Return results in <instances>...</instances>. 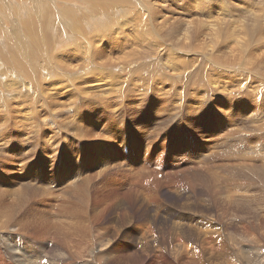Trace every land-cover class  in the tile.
I'll list each match as a JSON object with an SVG mask.
<instances>
[{
	"label": "rangeland",
	"instance_id": "obj_1",
	"mask_svg": "<svg viewBox=\"0 0 264 264\" xmlns=\"http://www.w3.org/2000/svg\"><path fill=\"white\" fill-rule=\"evenodd\" d=\"M17 1L14 0L15 3L13 0L0 1V77H3L0 78V91H2L0 92V150L1 148L5 149L0 151V194L6 193L11 203L12 199L17 196L13 190L17 187L23 189L28 186L34 188L36 193L31 199L33 204L29 202L28 205H38L37 209L46 212L50 208L56 211L58 208L54 206L64 203V205H70V202H76L77 199L64 196L67 191V195L70 193L71 186L68 184L58 186L49 181L57 179L54 174H56L58 166H60L61 173L66 169L64 166H72L74 169V165H79L84 168V171L86 170V174L82 176L84 179L80 181L89 179V183L78 196L86 198L85 205L95 202L105 205L108 210L107 215L102 218V221L106 219L103 221L104 224L98 225L96 228L94 226L88 236L108 232L111 240L115 238L113 243L119 239L120 244L129 245L127 252L119 251V254H116L114 251V255L108 263L259 264L260 260L262 261L260 264H264V252L259 251L262 254L258 256L259 252L256 253L252 250L253 252L250 251V253L247 250L248 254L243 255L239 250L240 245H246L245 241L250 244L258 242V244L252 245L253 248L257 245L264 248V244H262L264 243V209H262L264 199L262 200L263 197L260 194L263 195L264 192V0H150L152 2L144 0V3L143 0H131L132 2L130 0H57L56 2L55 0H41L42 3L40 0ZM11 2L12 4H10ZM154 2L158 5H153ZM16 3H21L25 7ZM64 4L68 8L70 7V10ZM145 4L151 9H153L152 6H156L154 9L158 10L154 18L156 19L153 23L155 25L151 24L153 20L149 21L152 17H146V19L142 17L143 9H136L137 6L141 7ZM103 7L106 8L103 9ZM113 8L118 13L114 12ZM109 10L112 11L109 12ZM7 12L9 13L7 14ZM72 12L75 18L71 16ZM119 12L124 15L122 16ZM250 12L251 15L248 14ZM160 16L167 17V19L160 18ZM114 18L116 21L118 20L116 28ZM119 18L122 19L119 21ZM136 18L144 20L138 22ZM85 19L86 23H84ZM215 19H226V23L219 29L221 36L218 38L212 35L209 24L205 23V21H215ZM71 21L74 23L72 24ZM163 22H165L164 26ZM204 23L206 28L203 27ZM120 25L122 26L120 27ZM12 27L17 28L14 29L15 33L10 32ZM19 27L20 30H18ZM144 27L151 33L149 36L145 33L143 35L151 38L148 43H152L155 39L158 52L152 49V45L144 42L142 38ZM77 30L78 33L75 32ZM194 30L197 31V34L191 35L190 33L193 34ZM92 32L97 34L94 35ZM226 33L228 34L226 35ZM12 34L13 36L19 34V38L16 35L13 37ZM76 34H79L78 37H81L82 40ZM31 35L35 38L29 37ZM185 37L188 40L184 41ZM203 42L205 46L200 45ZM82 43L86 44L85 47ZM77 44L79 45L77 46ZM144 44L146 46H143ZM96 48L97 52H93L92 55L96 57V60L92 57L93 61L101 66L110 65L111 71H107L108 67L106 69L101 66L99 69L95 67L94 70L85 73L82 81L69 82V79H73L70 74L64 70L63 76V71H60L63 67L58 68L52 63V53L55 51L57 54L76 52V56L73 58L59 57L60 60L67 63H76L79 61V53L85 49L94 51ZM245 48H247V54L243 56L236 54V50ZM104 53L105 56H103ZM128 55L129 57H127ZM156 57L157 59H155ZM41 58L44 62L50 60L53 65L47 66V70H44L43 65L41 66L43 61ZM115 59L117 60L115 61ZM101 60L102 62L99 64ZM49 64L50 62H48ZM51 66L53 67L51 68ZM5 70L7 71L5 72ZM54 70L56 71L54 72ZM40 77H43V80L39 79ZM6 85H11L12 88L7 89ZM81 86L85 92L93 95H77L76 100L67 106V101L72 94H81ZM3 92L7 93H5L6 96L3 95ZM8 92L10 93L8 94ZM36 92L41 95H34ZM26 93L29 97L33 96L32 100L19 104L18 101L21 98L23 101ZM44 99L47 100L49 107L51 103L52 106L56 105V101H59V105H64L58 106L60 109L52 111L54 114H60L58 117L66 121L70 125V129L63 127L55 115L44 110ZM88 104L95 105L89 106V108L95 109V113H91V115L88 113L89 109L83 106ZM61 108H65L63 113ZM79 109L80 116L84 115L81 116L82 119L85 116L87 119L91 117V124L87 125L85 129L92 132L91 134L86 132L87 135L84 137L76 133L80 128ZM195 110H199L204 117L199 111L196 113ZM116 111L119 115L116 114ZM175 112L176 114H174ZM185 113H187V117H185ZM189 114L192 117H189ZM188 118L193 119V123L196 119L200 120V123L197 122L199 129H196V125H191L193 124L192 120H188ZM80 131L85 132V130ZM230 132L235 134L225 138L224 136ZM237 132L241 134L238 135ZM5 139L6 141H3ZM7 143H10L11 146ZM123 143L132 148L135 147L136 150H132L133 153L135 152L134 154L139 153L143 156L149 150L151 154L163 157V162L159 165L148 164L143 169L148 178L138 190L139 194L135 190L137 189L136 182L131 176L134 171L121 162L118 156H116L117 161L119 160L118 164L105 167H102L104 166L102 164L98 169L93 167L94 158L96 159L99 154L104 156L111 150L115 151L112 145H116L115 152L120 154ZM203 146H206L207 149ZM69 148H73L78 157L73 156L74 159H72ZM54 151L56 152L54 153ZM190 153L194 154L193 157L197 161L209 162V166L201 168L202 164L195 167L188 165V163L196 161L194 158L188 160ZM27 156L30 157L29 160L25 158ZM26 163L29 165L28 169ZM212 166L211 170L213 171L210 173L208 171L211 170L208 168ZM167 167L171 169L167 170ZM156 169L161 171L157 174V179L154 175V177L152 176V172ZM25 170H28L27 173ZM22 171L24 172L22 173ZM239 172L242 177L239 176ZM36 173L41 178L37 174L38 178L35 179L36 175L34 174ZM132 181L134 182L132 183ZM43 182L45 186L52 185L54 189L38 188V186L44 185ZM26 183L29 184L25 185ZM12 186L15 187L12 188ZM254 186L255 188H253ZM235 187L239 192L234 189ZM141 189L144 190L141 192ZM242 190H246V192ZM60 192L63 197H58ZM227 194L231 201L229 205L233 207L228 208L226 216H223L217 205H226L223 202L224 196ZM201 197L203 200L207 198L209 202L205 200V203L212 205L211 214L202 219L197 218L193 227L182 226V218L187 214V207L184 205H187L189 200L199 201ZM0 202L5 203L6 199L1 200L0 198ZM24 214L25 212L19 211L22 220L20 228H11L13 230L8 235L11 244L13 238L22 242L21 247L16 248L19 251L14 248V253L9 251L14 261L22 264L30 262L32 264H48L49 259L56 256L55 251L65 252L64 249H60L57 242L56 244L54 240L46 238L40 228L38 231L36 223H29L31 218L27 214L28 218H26ZM219 214L224 218H221ZM239 216H243V220L241 217L239 219ZM241 221L248 225L247 233H249L247 235L242 230ZM220 225L222 226L219 227L221 233H217L216 226ZM11 226H13L12 223ZM25 227L30 231L28 237L24 236L22 232L14 231L18 229L22 231ZM225 229L228 232H225ZM208 231L211 232L208 233ZM0 234V264H17L2 257V255L7 256L8 250L3 239V232ZM215 234L216 236L213 237ZM239 239L243 241L241 242ZM37 255L43 259L35 260ZM82 261L86 264L89 263L87 259L83 258L80 261L73 260L71 264H80L83 263ZM63 263L70 264V262L62 261L59 264Z\"/></svg>",
	"mask_w": 264,
	"mask_h": 264
},
{
	"label": "bare ground",
	"instance_id": "obj_2",
	"mask_svg": "<svg viewBox=\"0 0 264 264\" xmlns=\"http://www.w3.org/2000/svg\"><path fill=\"white\" fill-rule=\"evenodd\" d=\"M1 1V0H0ZM18 1H20V0H18ZM17 1V2H18ZM57 0H55V2H56ZM114 1V0H113ZM117 1V0H116ZM119 1V0H118ZM131 1V0H130ZM261 1V0H260ZM6 2V1H5ZM10 2V1H9ZM22 2V1H21ZM40 2H41V0H40ZM53 2V1H52ZM132 2V1H131ZM149 2H152V1H150L149 0ZM8 3V2H7ZM13 3H15L14 2V0H13ZM27 3H28V1H27ZM35 3H36V1H35ZM39 3V2H38ZM42 3V2H41ZM58 3H59V1H58ZM64 3V2H63ZM62 3V4H63ZM67 3V2H66ZM65 3V4H66ZM106 3V2H105ZM110 3V2H109ZM120 3V2H119ZM143 3H144V0H143ZM146 3V2H145ZM3 4V3H2ZM10 4H12V2L10 3ZM17 5H20L19 3H16ZM64 4V5H65ZM69 4H70V2H69ZM72 4H73V2H72ZM90 4V3H89ZM136 4V3H135ZM134 4V5H135ZM137 4H139L138 2H137ZM157 3H153V5H156ZM23 4H21V6H22ZM92 5V4H91ZM91 5H90V7H91ZM105 5V4H104ZM120 5V4H119ZM126 5V4H125ZM158 5V4H157ZM38 6H39V4H38ZM46 6V5H45ZM70 6V5H69ZM87 6V5H86ZM129 6V5H128ZM127 6V7H128ZM152 6V5H151ZM23 7H25L24 5H23ZM37 7V6H36ZM40 7V6H39ZM42 7V6H41ZM65 7H67V5H65ZM74 7V6H73ZM72 7V8H73ZM89 7V6H88ZM156 7V6H155ZM155 7H153L152 6V8L153 9H151L150 8V6L148 7L146 4L145 5H143V6H137V8L136 9H138V8H140V9H143V12L144 13H142V17L143 18H145L146 19V17H148V18H151L152 17V19L151 20H149V21H152L153 20V22L151 23V24H153L154 23V20H156V19H154L155 17H156V12H158V10H156V9H154ZM68 8V7H67ZM70 8V7H69ZM68 8V9H69ZM104 8H106V7H103V9ZM119 8V7H118ZM262 8V7H261ZM46 9V8H45ZM59 9V8H58ZM92 9V8H91ZM112 9V8H111ZM116 9H117V7H116ZM123 9V7L121 8V10ZM263 9V8H262ZM60 10V9H59ZM63 10V9H62ZM70 10V9H69ZM257 10V9H256ZM2 11V10H1ZM12 11V10H11ZM19 11V10H18ZM23 11V10H22ZM76 11V10H75ZM82 11V10H81ZM107 11V10H106ZM110 11H112V10H109V12ZM113 11L115 12V11H117V10H114V8H113ZM261 11H263V10H261ZM14 12H16V11H14ZM13 12V13H14ZM60 12H61V10H60ZM66 12H67V9H66ZM66 12H64V13H66ZM71 12V11H70ZM124 12V11H123ZM132 12V11H131ZM138 12V11H137ZM258 12V11H257ZM9 12H7V14H8ZM117 13H118V11H117ZM116 13V14H117ZM129 13V12H128ZM3 14V13H2ZM18 14H19V12H18ZM17 14V15H18ZM53 14V13H52ZM70 14V13H69ZM72 15V17L73 18H75L74 16H73V12L71 13ZM119 14H121L122 15V12L120 13L119 12ZM132 14V13H131ZM248 14H250L251 15V12L250 13H248ZM257 14H259V13H257ZM11 15V14H10ZM16 15V14H15ZM78 15V14H77ZM76 15V16H77ZM114 14H112V16H113ZM121 15H119L120 17H121ZM124 15V14H123ZM122 15V16H123ZM146 15V16H145ZM232 15V14H231ZM7 16V15H6ZM9 16V15H8ZM54 16V15H53ZM53 16H51V17H53ZM118 16V17H119ZM1 17V16H0ZM110 17V16H109ZM114 17V16H113ZM71 18V17H70ZM72 18V19H73ZM78 18V16L76 17V19ZM111 18V17H110ZM141 19V20H138L137 18V20H138V22H140V21H142V20H144V19ZM160 18H166L167 19V17H162V16H160ZM9 19V18H8ZM59 19V18H58ZM89 19V18H88ZM107 19V18H106ZM115 19V18H114ZM118 19V18H117ZM122 18H119V21L121 20ZM127 19V18H126ZM234 19V18H233ZM18 20V19H17ZM56 20V19H55ZM97 20V19H96ZM125 20V19H124ZM148 20V19H147ZM175 20V19H174ZM243 20V19H242ZM241 20V21H242ZM11 21V20H10ZM13 21V20H12ZM80 21V20H79ZM78 21V22H79ZM86 21V19L84 20V23H86L85 22ZM94 21V20H93ZM114 21V20H113ZM118 21V20H117ZM117 21H116V19H115V21H114V23L116 24V25H114L115 26V28H116V26H118L117 25ZM146 21V20H145ZM226 19H215V21L213 20H211V21H205V23L206 24H209V26H210V31H211V33H212V35L215 37V38H218L219 36H221L220 35V32H219V29H220V27L223 25V24H225L226 22ZM3 22V21H2ZM58 22V21H57ZM56 22V23H57ZM72 22V21H71ZM89 22V21H88ZM95 22V21H94ZM122 22V21H121ZM156 22V21H155ZM193 22V21H192ZM74 22H72V24H73ZM76 23V22H75ZM111 23H112V21H111ZM123 23V22H122ZM126 23V22H125ZM147 23H149V22H147ZM176 23V22H175ZM204 23V25H203V27L204 28H206V24ZM13 24V23H12ZM80 24H81V22H80ZM83 24V23H82ZM88 24V23H87ZM109 24V21H108V23H107V25ZM120 24V23H119ZM146 24V23H145ZM145 24H144V26H145ZM240 24H241V22H240ZM52 25V24H51ZM84 25V24H83ZM89 25V24H88ZM87 25V26H88ZM106 25V24H105ZM106 25V26H107ZM125 25V24H124ZM150 25V24H149ZM153 25H155V24H153ZM162 25L164 26L165 25V22H163L162 23ZM238 25H239V22H238ZM3 26H4V24H3ZM11 26V25H10ZM43 26V25H42ZM78 26V25H77ZM122 25H120V27H121ZM147 26V25H146ZM160 26V25H159ZM14 27V26H13ZM12 27V28H13ZM31 27V26H30ZM34 26H32V28H33ZM46 27V26H45ZM74 27V26H73ZM96 27V26H95ZM119 27V28H120ZM148 27V26H147ZM9 28V27H8ZM12 28H11V30H12ZM31 28V29H32ZM77 29H78V27H76ZM81 28H83L84 29V27H81ZM94 28V27H93ZM151 28V27H150ZM14 29L16 30L17 28L15 27V28H13V31H11L10 30V32H14ZM34 29V28H33ZM44 29V28H43ZM47 29V28H46ZM52 29V28H51ZM74 29V28H73ZM106 29V28H105ZM105 29H104V31H105ZM122 29V28H121ZM257 29V28H256ZM9 30V29H8ZM18 30H20V27H19V29ZM39 30V29H38ZM45 30V29H44ZM57 30V29H56ZM62 30V29H61ZM78 30H80V29H78ZM75 31V32H79V31ZM88 30H89V27H88ZM94 29H92V31H93ZM101 30L103 31V29L101 28ZM109 30V29H108ZM108 30H106L107 31V33H108ZM235 30V29H234ZM26 31V30H25ZM86 32H87V30H85ZM95 31V30H94ZM99 31V30H98ZM9 32V31H8ZM9 32V33H10ZM16 32V31H15ZM14 32V33H15ZM18 32V31H17ZM28 32V31H27ZM38 32V31H37ZM64 32V31H63ZM62 32V33H63ZM67 32V31H66ZM70 32V31H69ZM238 32V31H237ZM240 32V31H239ZM13 33V34H14ZM30 33V32H29ZM29 33H27V34H29ZM93 33V32H92ZM91 33V34H92ZM106 33V32H105ZM141 33V32H140ZM146 34L147 36H149V33H151L150 31H149V29L147 30L146 29V27H144V29H143V31H142V38H143V40H144V42H147L146 44H148V45H152L151 47H152V49L155 51V52H158V49L156 48V44L157 43H155L154 42V40H153V42L152 43H148V41H149V39H151V38H149V37H147V36H145V35H143V34ZM154 33V32H153ZM156 33V32H155ZM11 34V33H10ZM13 34H12V36H13ZM17 34V33H16ZM15 34V35H16ZM20 34V33H19ZM18 34V35H19ZM24 34V33H23ZM23 34H22V37H23ZM40 34V33H39ZM73 34V33H72ZM86 34V33H85ZM84 34V35H85ZM88 34H89V32H88ZM94 34V33H93ZM92 34V35H93ZM97 34V33H96ZM96 34H94V35H96ZM157 34V33H156ZM191 35H196L197 34V31L196 30H194L193 31V34L192 33H190ZM228 33H226V35H227ZM240 34V33H239ZM14 35V36H15ZM18 35H16L17 37H18ZM25 35V34H24ZM62 35V34H61ZM75 35V34H74ZM77 35V37H78V35L79 34H76ZM99 35H100V33H99ZM101 35H102V33H101ZM151 35V34H150ZM154 35V34H153ZM225 35V36H226ZM261 35V34H260ZM3 36V35H2ZM13 36V37H14ZM60 36V35H59ZM68 37H69V35H67ZM73 36V35H72ZM87 36V35H86ZM85 36V37H86ZM110 36V35H109ZM184 36V35H183ZM16 37V38H17ZM25 37V36H24ZM29 37H34L35 38V36H29ZM51 37H52V35H51ZM89 37V36H88ZM150 37H152V36H150ZM2 38V37H1ZM19 38V37H18ZM43 38V37H42ZM41 38V39H42ZM52 38H54V37H52ZM51 38V39H52ZM79 38V37H78ZM90 38H91V36H90ZM94 38V37H93ZM96 38V37H95ZM97 38H99V37H97ZM141 38V39H142ZM195 38V37H194ZM6 39V38H5ZM20 39H21V37H20ZM19 39V40H20ZM29 39V38H28ZM32 38H30L29 40H31ZM44 39V38H43ZM58 39H59V37H58ZM61 39V38H60ZM62 39H64V38H62ZM61 39V40H62ZM75 39V38H74ZM80 40H82L81 39V37L79 38ZM87 39V38H86ZM100 39V38H99ZM105 39V38H104ZM181 39V38H180ZM25 40V39H24ZM23 40V41H24ZM45 40V39H44ZM78 40V39H77ZM76 40V41H77ZM186 40H188V38L187 37H185L184 38V41H186ZM27 41V40H26ZM26 41H24V42H26ZM79 41V40H78ZM97 41V40H96ZM176 41V40H175ZM241 41V40H240ZM17 42V41H16ZM20 42V41H19ZM66 43H67V41H65ZM84 42V41H83ZM87 42V41H86ZM89 42V41H88ZM94 42V41H93ZM99 42V41H98ZM261 42V41H260ZM6 43V42H5ZM5 43H4V45H5ZM44 43V42H43ZM47 43V42H46ZM57 43H58V41H57ZM57 43H55V44H57ZM73 43V42H72ZM18 44V43H17ZM68 44V43H67ZM75 44V43H74ZM83 44V47H85L84 45H86V44H84V43H82ZM8 45V44H7ZM11 45V44H10ZM25 45V44H24ZM54 45V44H53ZM69 45V44H68ZM73 45V44H72ZM79 44H77V46H78ZM90 45V44H89ZM95 45V44H94ZM97 45V44H96ZM200 45H202V46H205V43L203 42V43H201ZM261 46L263 45V44H260ZM6 46V45H5ZM19 46V45H18ZM59 46V45H58ZM81 46V45H80ZM98 46V45H97ZM143 46H146L145 44L143 45ZM22 47V46H21ZM64 47V46H63ZM72 47H74V46H72ZM93 47V46H92ZM100 47V46H99ZM150 47V48H151ZM3 48H5V47H3ZM102 48V47H101ZM179 48V47H178ZM10 49H11V47H10ZM89 49H91L90 47H89ZM176 49V48H175ZM6 50V49H5ZM52 50V49H51ZM56 50V49H55ZM65 50H66V48H65ZM93 50V49H92ZM99 50V49H98ZM246 50H247V48H245V49H240V50H236V54L237 55H241V56H243V55H245V54H247L246 53ZM4 51V50H3ZM54 51V50H53ZM61 51H62V49H61ZM60 51V52H61ZM70 51V50H69ZM81 51V50H80ZM152 51V50H151ZM169 51V50H168ZM179 51V50H178ZM24 52V51H23ZM59 52V53H60ZM93 52L94 53H96L97 52V48L94 50V51H89V50H84L82 53H79L80 55H79V61L78 62H76V63H67V62H65V61H62V60H60L59 59V57H64V58H66V57H75L76 56V52L75 53H71V54H69V52H68V54H57L56 53V51H55V53L53 52L52 53V57H53V62L52 63H54L55 65H56V67H58V68H61V67H63V68H61L60 69V71H63V76H64V73H65V71L67 72V74L69 73L70 74V76H71V78H73V79H69L68 81L69 82H73V81H75V82H77V81H82V78L83 77H85V73L87 72V71H91V70H94L95 69V67L97 68V69H99V66H101V65H98V64H96L94 61H93V58L92 57H94L95 58V60H96V57L95 56H92L93 55ZM99 52V51H98ZM136 52V51H135ZM172 52V51H171ZM188 52V51H187ZM235 52V51H234ZM7 53V52H6ZM134 53V52H133ZM138 53V52H137ZM140 53V52H139ZM146 53V52H145ZM14 54V53H13ZM16 54V53H15ZM232 54V53H231ZM96 55V54H95ZM235 55V54H234ZM19 56V55H18ZM42 56V55H41ZM103 56H105V53L103 54ZM102 56V57H103ZM156 56V55H155ZM154 56V57H155ZM204 56V55H203ZM3 57V56H2ZM47 57V56H46ZM126 57V56H125ZM127 57H129V55L127 56ZM194 57V56H193ZM233 57V56H232ZM23 58V57H22ZM39 58H40V56H39ZM104 58V57H103ZM42 59V58H41ZM105 59V58H104ZM103 59V60H104ZM128 59V58H127ZM133 59V58H132ZM155 59H157V57L155 58ZM159 59V58H158ZM197 59V58H196ZM43 60V59H42ZM47 60V59H46ZM97 60H99V59H97ZM117 59H115V61H116ZM119 60V59H118ZM125 60V59H124ZM193 60V59H192ZM195 60V59H194ZM16 62V61H15ZM48 62H50V64L48 65ZM97 62V61H96ZM100 62H102V60L101 61H99V64H100ZM127 62H128V60H127ZM119 63H121V62H119ZM159 63V62H158ZM224 63V62H223ZM123 64H126V63H123ZM5 65V64H4ZM43 65V69L44 70H47V66L49 67L50 65H53V64H51V61L49 60V61H45L44 62V60L42 61V63H41V66ZM201 65V64H200ZM231 65H232V63H231ZM127 66H129V65H127ZM130 66H132V65H130ZM158 66V65H157ZM252 66V65H251ZM254 66V65H253ZM2 67V66H1ZM15 67V66H14ZM32 67V66H31ZM53 66H51V68H52ZM55 67V66H54ZM101 67H105V69L108 67V70L107 71H111V69H110V65H104V66H101ZM160 68V67H159ZM246 68V67H245ZM248 68V67H247ZM6 69V68H5ZM55 69V68H54ZM250 69V68H249ZM4 70V69H3ZM52 70V69H51ZM58 71H59V69H57ZM65 70V71H64ZM86 70V71H85ZM261 70V69H260ZM7 70H5V72H6ZM41 71V70H40ZM56 70H54V72H55ZM104 71V70H103ZM97 72V71H96ZM98 72H99V70H98ZM102 72V71H101ZM260 72V71H259ZM1 73H2V71H1ZM4 73V72H3ZM45 73V72H44ZM46 73H48V72H46ZM92 73H94V72H92ZM262 73V72H261ZM41 74H43V73H41ZM57 74H58V72H57ZM40 75V74H39ZM4 76V75H3ZM62 76V77H63ZM69 76V77H70ZM76 77V78H75ZM1 78V77H0ZM3 78V77H2ZM1 78V79H2ZM43 77H40L39 79H42ZM67 78V77H66ZM22 79V78H21ZM43 80V79H42ZM41 80V81H42ZM2 82V81H1ZM22 82V81H21ZM68 82V83H69ZM74 82V83H75ZM24 83H25V81H24ZM44 83V82H43ZM42 83V84H43ZM7 84V83H6ZM13 84V83H12ZM27 84V83H26ZM22 85V84H21ZM35 85V84H34ZM27 86V85H26ZM10 87H11V85H6L5 86V88H7V89H10ZM5 88H4V90H5ZM12 88V87H11ZM21 88V87H20ZM37 90V89H36ZM39 91V90H38ZM80 93L81 94H72L71 95V97H70V99L67 101V106H70L75 100H76V96L77 95H81V96H92L93 94H90L89 92H85L84 91V88H83V86H81L80 87ZM0 92H2V91H0ZM11 92V91H10ZM10 92H8V94L10 93ZM26 92V91H25ZM6 92H3V95H5L6 96V94H5ZM21 93H24V92H21ZM17 94V93H16ZM27 94L28 93H26V95H24V99H23V101H22V98L18 101L19 102V104H24V103H26V102H28V101H31L32 100V98H33V96L31 97H29V96H27ZM41 95V93H38V92H36L34 95ZM8 97V96H7ZM22 97V96H21ZM145 97V96H144ZM3 98V97H2ZM229 98H231V97H229ZM1 102V101H0ZM7 102V101H6ZM16 102V101H15ZM2 103H4V101L2 100ZM43 103H44V110L46 111V112H49V113H51V114H53V115H55L56 117H57V120H58V122L63 126V127H65V128H67V129H70L71 127H70V125L66 122V121H64L63 119H61V118H59L58 116L60 115V114H54L53 113V111L52 110H55V109H57L58 108V106H64V105H59V101H56V105H53L52 106V103H51V105H50V107H49V105H47V100H45L44 99V101H43ZM61 103V102H60ZM146 103H148V102H146ZM165 103H166V101H165ZM11 104V103H10ZM167 104V103H166ZM165 104V105H166ZM8 105V104H7ZM53 108H52V107ZM83 106H86V108H88L89 109V111H88V113L91 115V113H95V109L94 108H89V106H95V105H93V104H88V105H83ZM58 109H60V108H58ZM62 109V108H61ZM81 109V108H80ZM80 109H79V111H78V121H79V123H80V128L76 131V133L77 134H81V136L82 137H84V136H86L87 134H86V132H88V133H90L91 134V132L92 131H86V129H85V127L87 126V125H90L91 124V122H90V119H91V117H90V119H87V117L85 118H83L82 119V117L84 116V115H81L80 116V113H81V111H80ZM65 110V108L64 109H62L61 110V112L63 113V111ZM114 110H117V109H114ZM113 110V111H114ZM158 111H159V109H157ZM196 111V110H195ZM199 110H197L196 111V113L198 112ZM204 111V110H203ZM119 112V111H118ZM187 112V111H186ZM188 112H190V111H188ZM194 112V111H193ZM200 112V111H199ZM223 112V111H222ZM226 112V111H225ZM58 113V112H57ZM156 113H157V111H156ZM168 113V112H167ZM172 113V112H171ZM181 113V112H180ZM191 113V112H190ZM201 113V112H200ZM203 113H205V112H203ZM116 114L117 115H119L118 113H117V111H116ZM174 114H176V112L174 113ZM186 114V116L185 117H187V113H185ZM202 114V113H201ZM94 115V114H93ZM157 115V114H156ZM198 115H199V113H198ZM203 115V114H202ZM22 116H24V115H22ZM197 116V115H196ZM195 116V117H196ZM227 116V115H226ZM117 117H119V116H117ZM184 117V118H185ZM189 117H192V116H190V114H189ZM199 117V116H198ZM203 117H204V115H203ZM165 118V117H164ZM178 118V117H177ZM194 118V117H193ZM197 118V117H196ZM200 118V117H199ZM209 118V117H208ZM232 118V117H231ZM86 119V120H85ZM191 119V118H190ZM189 118H188V120H190ZM195 119V118H194ZM202 119V118H201ZM162 120V119H161ZM184 120V119H183ZM186 120V119H185ZM192 120V123H193V119H191ZM197 120V119H196ZM196 120H194V123L193 124H191V125H196V129L198 128L197 127V122L198 123H200V120L198 121H196ZM164 121V120H163ZM184 123H185V121H184ZM190 123H191V121H190ZM190 123H189V125H190ZM161 124V123H160ZM186 124V123H185ZM188 124V123H187ZM231 124V123H230ZM158 125V124H157ZM199 125V124H198ZM232 125V124H231ZM231 125H230V127H231ZM209 127V126H208ZM221 127V126H220ZM229 127V128H230ZM199 129V128H198ZM80 130H85V132H81ZM230 130V129H229ZM235 130V129H234ZM108 131V130H107ZM229 132V131H228ZM232 132V131H231ZM230 132V134H226L224 137L225 138H228V135H234V134H232ZM238 133V132H237ZM224 134H225V132H224ZM239 134H241V133H238V135ZM74 137H76V136H74ZM223 137V136H222ZM104 138V137H103ZM15 139V138H14ZM84 140H85V138H83ZM90 139V138H89ZM89 139L87 140V141H89ZM230 139V138H229ZM236 139V138H235ZM242 139V138H241ZM8 140V139H7ZM73 140V139H72ZM78 140V139H77ZM80 140H82L81 138H80ZM100 140V139H99ZM117 140V139H116ZM222 140V139H221ZM243 140V139H242ZM249 140V139H248ZM3 141H6V139L5 140H3ZM2 141V143H5V142H3ZM25 141V140H24ZM9 142V141H8ZM26 142V141H25ZM64 142H66V141H64ZM63 142V143H64ZM22 143V142H21ZM80 143H81V141H80ZM97 143V142H96ZM95 143V144H96ZM219 143V142H218ZM217 143V144H218ZM6 144V143H5ZM7 144H9V146H11L10 145V143H7ZM73 144H75V143H73ZM78 144V143H77ZM34 145V144H33ZM64 145H65V143H64ZM63 145V146H64ZM91 145V144H90ZM241 145V144H240ZM40 146V145H39ZM113 147H114V149H115V151H116V145H112ZM2 147H5V146H2ZM61 147V146H60ZM79 147V146H78ZM109 147H110V145H109ZM205 149H207V147L206 146H203ZM232 147V146H231ZM41 148V147H40ZM43 148V147H42ZM59 148V147H58ZM70 148H71V145H70ZM69 148V154H70V157L72 158V159H74L73 158V156L76 158V157H78V155L73 151V148L72 149H70ZM89 148V147H88ZM104 148V147H103ZM214 148V147H213ZM15 149V148H14ZM13 149V150H14ZM54 149H55V147H54ZM53 149V150H54ZM79 149V148H78ZM83 149V148H82ZM244 149V148H243ZM1 150H5L4 148L2 149L1 148ZM0 150V151H1ZM12 150V149H11ZM56 150H57V148H56ZM61 150V149H60ZM132 150H136V148L134 147V148H132V147H130V146H128L127 144H125V143H123V144H121V149H120V154H117L115 151H113V150H111V152H109V153H106L104 156H101L100 154H99V156H97V158L95 159L94 158V164H93V167H95V168H99L100 166H102V164L104 165V166H102V167H105V166H109V165H111V164H118V161H117V159H116V156H118L119 158H120V160H121V162H123L126 166H128L129 168H131L133 171H134V173L131 175L132 177H133V180L136 182V188L137 189H135L136 191H137V193H138V190L142 187V184L143 183H145L146 182V180H147V178H148V176H147V174H146V172H145V170H143V169H145V167L148 165V164H154V165H159L160 163H162L163 162V157H160V155H153V154H151L150 153V151L148 150L143 156L142 155H140L139 153H137V154H134L133 152H132ZM236 150V149H235ZM10 151V150H9ZM8 151V152H9ZM22 151V150H21ZM52 150H50V152H51ZM58 151V150H57ZM77 151H79V150H77ZM80 151H82V150H80ZM242 151V150H241ZM24 152V151H23ZM48 152V151H47ZM53 152V151H52ZM56 151H54V153H55ZM221 152H224V151H221ZM243 152V151H242ZM2 153H4V152H2ZM5 153H6V151H5ZM217 153H219V152H217ZM233 153V152H232ZM245 153V152H244ZM65 154V153H64ZM160 154V153H159ZM216 154V153H215ZM29 155V154H28ZM47 155V154H46ZM190 157L188 158V160L189 159H191V158H194L193 156H194V154L193 153H190V154H188ZM220 155V154H219ZM20 156V155H19ZM52 156V155H51ZM237 156H239V155H237ZM236 156V157H237ZM251 156V155H250ZM2 157V156H1ZM6 157V156H5ZM8 157V156H7ZM6 157V158H7ZM221 157V156H220ZM11 158V157H10ZM23 158V157H22ZM21 158V159H22ZM25 158H30V157H25ZM54 158V157H53ZM238 158V157H237ZM250 158V157H249ZM248 158V159H249ZM9 159V158H8ZM196 161L195 162H193V163H188V165L190 164V165H194V167L195 166H198V165H200V164H202L203 166L201 167V168H203V167H205V166H209V162H203V161H197V159L196 158H194ZM200 159H202V158H200ZM245 159V158H244ZM23 160V159H22ZM25 160V159H24ZM29 160V159H28ZM56 160V159H55ZM199 160V159H198ZM247 160V159H246ZM251 160V159H250ZM13 161V160H12ZM11 161V162H12ZM75 161V160H74ZM121 162H120V164H121ZM14 163V162H13ZM23 163H25V162H23ZM27 163H29V162H27ZM26 163V164H27ZM32 163V162H31ZM30 163V164H31ZM71 163H72V161H71ZM74 163V162H73ZM255 163V162H254ZM21 164H22V162H21ZM129 164H132L133 166H130ZM252 164V163H251ZM9 165H11V164H9ZM13 165V164H12ZM28 165V164H27ZM27 165H25L26 167H27ZM51 165V164H50ZM49 165V166H50ZM56 165V164H55ZM55 165H53V166H55ZM239 165V164H238ZM21 166V165H20ZM22 166H23V164H22ZM48 166V167H49ZM216 166V165H215ZM236 166V165H235ZM249 166V165H248ZM13 167V166H12ZM24 167V166H23ZM51 167V166H50ZM29 168V165H28V167H27V169ZM37 168V167H36ZM52 168V167H51ZM66 168V169H65ZM74 169H72V166H68V167H65L64 166V171L62 170V172L60 173V166H58L57 167V170H56V174H54V176H56L57 177V179L56 180H54V181H49V182H53L52 184H57L58 186H65L66 184H68L69 186H71L70 188V190H69V195H67L68 193V191L64 194V196L66 195V196H70L69 198H76L77 199V201L76 202H70V205H58V206H54V207H57L58 209L56 210V211H54V209H52V208H50L47 212L45 211V210H39V209H37V207H38V205H28L29 204V202H31V199H32V197L36 194L35 193V189L34 188H31V187H25V188H20V187H17V189L15 188L13 191H15V193H17V196L15 197V198H13L12 199V202L10 203L9 201H10V198L8 197V195L6 194V193H1L0 194V198H1V200L2 199H6V202L4 203V202H0V233H2L3 232V235H4V240H5V242H6V247H7V256H4V255H2V257L3 258H5V260H7V261H10L11 263H17V264H22L21 262H16V261H14V259H13V257L11 256V254H10V252L11 253H14L13 252V248L16 250V251H19V250H17L16 248H19V247H21V245H22V242H20V241H18V240H16L15 238H13V240H12V244L10 243V241H9V239H8V235L12 232V230H11V228H20V223H22V220H21V216L19 215V211H22V212H25V214L24 215H28L31 219V221L29 222V223H32V224H35L36 223V227H38V231H39V228L42 230L41 232H42V234L44 233L45 235H46V238H50V240H54L55 241V243L57 242L58 243V246L60 247V249L61 250H65V252L68 254H66L65 252H54L55 254H56V256L54 255L52 258H50L49 259V262H48V264H59L61 261L62 262H70V264L73 262V260H81V259H83V258H85V259H87V262H89V263H87V264H112V262L111 263H108V261L110 260V258L114 255V251L116 252V254H119V251H122V252H127L129 249H128V247H129V245H125V244H120V240L118 239V240H116V242H114L113 243V240L115 239H113V240H111V237H110V234L108 233V232H103V233H99V235H98V233H96V234H94V235H92V236H88L89 235V233L92 231V229H93V227L94 228H96L98 225H101V224H104V222L103 221H106V219H103V221H102V218H104L106 215H107V213H108V210H107V207L105 206V205H99L98 203H95V202H91V203H89L88 205H85L86 204V198L84 197V196H78L79 195V193H81L82 191H84V188H86V186L88 185V183H89V179H85V180H83V181H80V180H82V179H84L82 176L84 175V174H86V170L84 171V168L82 167V166H75L74 165V167H73ZM238 169H240L239 167H237ZM248 168H250V167H248ZM9 169V168H8ZM20 169V168H19ZM24 169H26V168H24ZM24 169H21V170H24ZM53 169V168H52ZM51 169V170H52ZM61 169H63L62 167H61ZM96 169V170H97ZM167 170H169V169H171L170 167L168 168H166ZM211 169H213V166L212 167H210V168H208V170H211ZM35 170V169H34ZM207 170V171H208ZM249 170H251V168L249 169ZM256 170H257V168H256ZM26 171V170H25ZM28 171V170H27ZM27 171L25 172V173H27ZM33 171V170H32ZM53 171V170H52ZM213 170H211V171H208V172H212ZM240 171V170H239ZM24 171H22V173H23ZM35 172H36V170H35ZM35 172H33V173H35ZM38 172V171H37ZM238 172V171H237ZM242 172V171H241ZM40 173V172H39ZM45 173V172H44ZM47 173V172H46ZM158 173H161V171L160 170H158V169H156V170H154L153 172H152V176L154 175L155 176V178L157 179V174ZM229 173V172H228ZM235 173V172H234ZM245 173V172H244ZM259 173V172H258ZM20 174H21V172H20ZM37 174L38 173H36V174H34V175H36V176H34V175H32V176H34V177H36L35 179H37L38 177H37ZM41 174V173H40ZM48 174V173H47ZM104 174V173H103ZM231 174H232V172H231ZM242 174V173H241ZM28 175V174H27ZM51 175V174H50ZM38 176H40L39 174H38ZM46 176V175H45ZM52 176H53V174H52ZM59 176V177H58ZM153 176V177H154ZM224 176V175H223ZM233 176V175H232ZM235 176V175H234ZM239 176H241L240 175V172H239ZM243 176H244V174H243ZM247 176H248V174H247ZM250 176V175H249ZM24 177V176H23ZM82 177V178H81ZM170 177V176H169ZM236 177H237V179H238V175L236 174ZM242 177V176H241ZM32 178V177H31ZM40 178H41V176H40ZM45 178V177H44ZM53 178H55V177H53ZM88 178V177H87ZM195 178H197V177H195ZM245 178V177H244ZM22 179V178H21ZM33 179V178H32ZM42 179H43V175H42ZM41 179V180H42ZM49 179V178H48ZM50 179H51V177H50ZM237 179H235V180H237ZM261 179V178H260ZM259 179V180H260ZM39 180V179H38ZM44 180H46V179H44ZM51 180H53V179H51ZM233 180H234V177H233ZM245 180V179H244ZM31 181V180H30ZM40 181V180H39ZM47 181V180H46ZM80 181V182H79ZM134 181H132V183L134 182ZM219 181H220V179H219ZM24 182V181H23ZM22 182V183H23ZM32 182H33V180H32ZM7 183V182H6ZM42 183V182H41ZM10 184H12V183H10ZM9 184V185H10ZM13 184H14V182H13ZM29 184V183H28ZM27 183L25 184V185H28ZM43 184H44V182H43ZM236 184H237V181H236ZM56 185V186H57ZM67 185V186H68ZM132 185V186H133ZM241 185V184H240ZM262 185V184H261ZM54 186V185H53ZM55 186V187H56ZM131 186V185H130ZM225 186V185H224ZM238 186H239V184H238ZM15 186H12V188H14ZM52 187V185L51 186H45V184L43 185V186H38V188H42V189H46V190H52V189H54L53 187ZM262 187V186H261ZM126 188H128V187H126ZM130 188H132V187H130ZM230 188H232V187H230ZM239 189H240V186L238 187ZM243 188V187H242ZM253 188H255V186L253 187ZM56 189V188H55ZM234 189H236V187L234 188ZM261 189H263V188H261ZM66 190V189H65ZM132 190V189H131ZM142 190H144V189H141V192H142ZM238 189H236V191H237ZM249 190V189H248ZM257 190H258V188H257ZM264 190V189H263ZM242 191H245L246 192V190H242ZM253 191V190H252ZM255 191V190H254ZM36 192H38V191H36ZM41 192H42V190H41ZM49 192V191H48ZM53 192V191H52ZM63 192V191H62ZM140 192V193H141ZM232 192H234V191H232ZM231 192V193H232ZM238 192H239V190H238ZM39 193V192H38ZM37 193V194H38ZM53 193H55V192H53ZM182 193V192H181ZM229 193H230V191H229ZM250 193V192H249ZM55 194H58V193H55ZM61 194V192L59 193V195ZM128 194V193H127ZM139 194V193H138ZM252 194V193H251ZM261 194V196L263 197L262 198V200L264 199V192H263V195H262V193H260ZM32 195V196H31ZM143 195V194H142ZM182 195V194H181ZM180 195V196H181ZM245 195H247V194H245ZM37 196V195H36ZM124 196H126V195H124ZM144 196V195H143ZM183 196V195H182ZM188 196V195H187ZM248 196H250V195H248ZM50 197V196H49ZM58 197H63L62 195H60V196H58ZM67 197V198H68ZM118 197H120V196H118ZM127 197V196H126ZM252 197V196H251ZM56 198V197H55ZM66 198V199H67ZM124 198V197H123ZM145 198H146V196H145ZM189 198V197H188ZM198 198V197H197ZM203 197H201L200 199H202ZM257 198V197H256ZM259 198H260V195H259ZM37 199V198H36ZM59 199V198H58ZM60 199H64V198H60ZM127 199V198H126ZM133 199H134V197H133ZM144 199V198H143ZM200 199H199V201H196V199H194V200H189V202H188V204L187 205H184V206H186L187 207V214L185 215V216H183V218H182V220H183V223L181 224L182 226H185V227H193V225H195L196 224V219L197 218H205L206 216L208 217L210 214H211V206L212 205H210V204H206L205 203V200H207V198L205 199V200H201V202H200ZM251 199V198H250ZM249 199V200H250ZM112 200V199H111ZM149 200V199H148ZM151 200V199H150ZM259 200H261V199H259ZM33 201V200H32ZM59 201V200H58ZM66 201H68V200H66ZM69 201H70V199H69ZM73 201V200H72ZM104 201V200H103ZM125 201V200H124ZM208 201V200H207ZM206 201V202H207ZM255 201H256V199H255ZM36 202H37V200H36ZM43 202V201H42ZM109 202H110V200H109ZM209 202V201H208ZM252 202V201H251ZM261 202V201H260ZM260 202H258V204H260ZM263 202V201H262ZM261 202V203H262ZM32 203V202H31ZM105 203V202H104ZM224 204H226V205H217V207L222 211L221 212V214H223V216H226V214H227V210H228V208H232L233 206L232 205H229V204H231V201H230V196L227 194V196H224V202H223ZM243 203V202H242ZM264 203V202H263ZM33 204V203H32ZM44 204V203H43ZM57 204H58V202H57ZM106 204V203H105ZM248 204V203H247ZM54 205H55V203H54ZM262 205V204H261ZM264 205V204H263ZM37 206V207H36ZM119 206V205H118ZM121 206V205H120ZM192 207H193V209H192ZM264 207V206H263ZM262 207V209H264ZM115 208H116V206H115ZM118 208V207H117ZM127 208V207H126ZM241 208V207H240ZM253 208V207H252ZM261 208V207H260ZM111 209V208H110ZM122 209V208H121ZM243 209V208H242ZM115 210H117V209H115ZM238 210H241V209H238ZM127 211V210H126ZM264 211V210H263ZM110 212V211H109ZM244 212H245V210H244ZM243 212V213H244ZM252 212H253V210H252ZM259 212V211H258ZM257 212V213H258ZM127 213V212H126ZM181 213V212H180ZM229 213V212H228ZM231 213H232V210H231ZM248 213V212H247ZM119 214V213H118ZM254 214V213H253ZM27 215H26V218H28L27 217ZM231 215V214H230ZM240 215V214H239ZM260 215H261V213H260ZM262 215H263V213H262ZM121 216V215H120ZM219 216H221V218H224V217H222V215H220L219 214ZM233 216V215H232ZM259 216V215H258ZM237 217H238V214H237ZM240 217L242 218V220H243V216H239V219H240ZM264 217V216H263ZM26 218H24V220L26 219ZM259 218V217H258ZM23 219V218H22ZM200 219V220H201ZM217 219V218H216ZM250 219V218H249ZM27 220V219H26ZM29 220V219H28ZM109 220V219H108ZM199 220V219H198ZM212 220V219H211ZM101 221V223H99ZM202 221H204V220H202ZM222 221V220H221ZM229 221V220H228ZM261 221V220H260ZM263 221V220H262ZM26 222V221H25ZM108 222V221H107ZM179 222V221H178ZM242 222V221H241ZM11 223H12V225L13 226H11ZM15 223V224H14ZM106 223V222H105ZM198 223H199V221H198ZM209 223V222H208ZM213 223V222H212ZM218 223V222H217ZM221 223V222H220ZM263 223V222H262ZM203 224H205V223H203ZM214 224V223H213ZM223 224V223H222ZM180 225V224H179ZM211 225V224H210ZM215 225V224H214ZM218 225V224H217ZM224 225V224H223ZM237 225V224H236ZM257 225V224H256ZM259 225V224H258ZM26 226V225H25ZM28 226V225H27ZM33 226V225H32ZM40 226V227H39ZM198 226V225H197ZM202 226V225H201ZM206 226V225H205ZM209 226V225H208ZM207 226V227H208ZM247 224H244L243 222H242V224H241V227H242V230L243 231H245L246 232V235L249 233H247ZM263 226V225H262ZM181 227V226H180ZM211 228H212V226H210ZM214 227V226H213ZM219 227H222L221 225L220 226H216V232L217 233H221L220 232V230H221V228H219ZM236 227V226H235ZM254 227V226H253ZM226 228H227V226H226ZM260 228H263V227H260ZM208 229V228H207ZM206 229V230H207ZM210 229V228H209ZM208 229V230H209ZM215 229V228H214ZM258 229H259V227H258ZM204 230V229H203ZM212 230V229H211ZM15 232H22L23 233V235L24 236H26V237H28V232H30V231H28L27 229H26V227L21 231V229H18V230H14ZM227 230L225 229V232H226ZM248 231H249V229H248ZM209 232H211V231H208V233ZM215 232V233H216ZM228 232V231H227ZM237 232H239V231H237ZM244 232V233H245ZM260 232V231H259ZM258 232V233H259ZM262 232V231H261ZM207 233V234H208ZM264 233V232H263ZM198 234V233H197ZM202 234V233H201ZM206 234V235H207ZM225 234V233H224ZM253 234V233H252ZM1 235V234H0ZM209 235V234H208ZM218 235V234H217ZM222 235V234H221ZM230 235V234H229ZM245 235V236H246ZM258 235V234H257ZM260 235V234H259ZM263 235V234H262ZM262 235H261V237H262ZM13 236V235H12ZM216 236V234L213 236V237H215ZM252 236V235H251ZM15 237V236H14ZM210 237L212 238V236L210 235ZM229 237H231V235L229 236ZM229 237H228V240H229ZM232 237H233V235H232ZM253 237V236H252ZM260 236H259V238H261ZM94 238H97V239H94ZM217 238V237H216ZM215 238V239H216ZM219 238V237H218ZM247 238V237H246ZM1 239V238H0ZM91 239V240H90ZM204 239V238H203ZM207 239V238H206ZM220 239V238H219ZM235 239V238H234ZM236 239H238V238H236ZM252 239V238H251ZM256 239H258V238H256ZM40 240V239H39ZM225 240H227V239H225ZM240 240V239H239ZM239 240H236V241H239ZM255 240V239H254ZM259 240V239H258ZM263 240V239H262ZM2 241V240H1ZM194 241V240H193ZM209 241V240H208ZM232 241H233V239H232ZM241 241V240H240ZM243 241V240H242ZM241 241V242H242ZM84 242H86V243H84ZM182 242V241H181ZM183 242H185V241H183ZM219 242V241H218ZM234 242V241H233ZM246 242V243H245ZM244 243L246 244V245H240L239 246V250H240V253H243V255L245 254V253H247L248 254V252H247V250L250 252H253L252 250H254V252H259V251H262V252H264V248H262V247H260V246H256L255 248L257 249H255V248H253V246L252 245H255L256 243L258 244V242H256L255 244H250V243H247V241H245ZM248 242H249V240H248ZM254 242V241H253ZM29 243V242H28ZM39 243V242H38ZM46 243V242H45ZM56 243V244H57ZM222 243V242H221ZM225 243V242H224ZM240 243V242H239ZM238 243V244H239ZM4 244V243H3ZM55 244V245H56ZM204 244V243H203ZM262 244H264V243H262ZM4 245V246H5ZM54 245V246H55ZM207 245V244H206ZM227 245V244H226ZM231 245H233V243H231ZM261 245V244H260ZM212 246V245H211ZM229 246V245H228ZM227 246V247H228ZM251 246H252V248H251ZM1 247H2V245H1ZM24 247V246H23ZM196 247V246H195ZM227 247H225V248H227ZM55 248H56V246H55ZM230 248V247H229ZM238 248V247H237ZM53 249V248H52ZM58 249V248H57ZM236 249V248H235ZM175 250V249H174ZM198 250V249H197ZM227 250V249H226ZM238 250V251H239ZM10 251V252H9ZM73 251V253H71ZM84 251V252H83ZM237 251V252H238ZM177 252V251H176ZM229 252V251H228ZM227 252V253H228ZM250 252V253H251ZM49 253V252H48ZM40 254V253H39ZM41 254H42V252H41ZM74 254V255H73ZM255 254V253H254ZM259 254H262L261 252H259V253H257V255L258 256H260ZM6 255V254H5ZM53 255V254H52ZM176 255V254H175ZM225 255H227V254H225ZM231 255V254H230ZM43 256V255H42ZM236 256H237V253H236ZM257 256V257H258ZM174 257V256H173ZM254 257V256H253ZM256 257V258H257ZM178 258V257H177ZM1 259V258H0ZM40 259H43V258H41V256L40 255H37L36 257H35V260H40ZM48 259V258H47ZM253 259V258H252ZM255 259V258H254ZM105 260V261H104ZM18 261V260H17ZM178 261V260H177ZM232 261V260H231ZM76 262V261H75ZM78 262V261H77ZM83 262V261H82ZM262 261H260L259 260V264L261 263ZM5 263V262H4ZM7 263V262H6ZM26 263V262H25ZM222 263V262H221ZM264 263V262H263ZM10 264V263H9ZM28 264H32L31 262L30 263H28ZM45 264V263H44ZM64 264V263H63ZM66 264V263H65ZM80 264H86V263H80ZM202 264H204V263H202Z\"/></svg>",
	"mask_w": 264,
	"mask_h": 264
}]
</instances>
